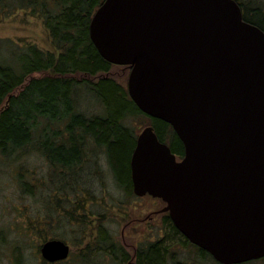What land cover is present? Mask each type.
<instances>
[{"label":"water","instance_id":"1","mask_svg":"<svg viewBox=\"0 0 264 264\" xmlns=\"http://www.w3.org/2000/svg\"><path fill=\"white\" fill-rule=\"evenodd\" d=\"M90 37L145 115L172 126L178 161L153 126L131 157L133 192L162 199L178 228L222 264L264 258V31L235 0H104ZM71 247L49 240V263Z\"/></svg>","mask_w":264,"mask_h":264},{"label":"trees","instance_id":"2","mask_svg":"<svg viewBox=\"0 0 264 264\" xmlns=\"http://www.w3.org/2000/svg\"><path fill=\"white\" fill-rule=\"evenodd\" d=\"M235 1L243 10L244 20L264 31V0ZM103 2L0 0V22L21 11L37 17L48 30L53 47L52 51H44L33 43L13 46L12 40L0 41V154L6 160L38 155L49 169L50 178L44 186L55 189L58 211L71 213L70 193L87 191L92 183L87 178L96 177L93 172L95 175L86 178L88 167L98 163L103 154L113 169L115 183L128 199H133L130 163L138 119H149L159 140L169 144L172 153L185 154L184 145L171 126L144 115L129 97L127 87L108 75L114 65L100 55L89 30L92 17ZM35 74L42 77H34L25 85ZM80 76L84 81L76 80ZM91 100L97 104L92 107L100 108L97 114L84 110ZM22 182L27 186L25 178ZM44 186L38 183L34 190ZM62 192L68 200L66 206L60 200ZM50 197L53 201L54 197ZM85 202L84 196L83 208ZM35 232L45 237L47 234L38 228ZM106 236L104 232L96 247L100 253L108 254L113 244L112 254L121 264L122 247L117 242L110 243ZM170 236L171 240L177 238L175 234ZM168 241L146 249L140 264H164L166 247L171 243ZM72 259V264H89L85 260L91 258L78 254Z\"/></svg>","mask_w":264,"mask_h":264},{"label":"rangeland","instance_id":"3","mask_svg":"<svg viewBox=\"0 0 264 264\" xmlns=\"http://www.w3.org/2000/svg\"><path fill=\"white\" fill-rule=\"evenodd\" d=\"M5 40H12L11 45L13 46L33 43L44 51L53 50L49 32L43 21L23 11L0 22V41ZM129 73L130 70L125 66H113L108 75L127 86ZM34 77H42V75H32L27 79L25 85ZM76 80L84 81V77L80 76ZM86 80L92 81L90 78H86ZM20 92L21 89L16 95ZM88 97L90 96L88 95ZM90 104L87 103L84 110L88 113L97 114L100 108L92 107V105H97L94 101ZM148 125H151L149 119H138L135 124L137 133L139 134ZM2 157L0 154V264H43L37 248L47 239L46 237H63V240L71 245L74 255L85 254L88 258H93L94 261L91 264L94 262H96L95 264H111L108 254L100 253L98 247L94 249L85 247L89 238L92 239V237H89L87 241L85 239L83 243L78 242L77 230H81L85 223L83 226L80 223L72 224L61 216V212L55 208L59 204L57 196L55 197L53 194L55 189H47L48 186H44V188H39L40 190L37 192L35 190V194L34 188H29L22 182V178L26 177L27 179L30 176L26 171L27 168L36 171V180L47 174V165L39 156L22 157L21 160L17 157L6 160L5 157ZM18 168H22V171L25 172L24 177L15 171ZM112 170L104 154L100 156L98 163L90 165L86 172V178L92 177L94 173L96 177L87 178L89 182H92L87 188V195L89 197L94 194L95 196L89 198L94 197V201L98 200V207L103 206V212L108 213V220L105 219V222L113 227L117 243L120 245L121 239H123V229L132 244H136L138 240H143L144 236L147 239L155 235L154 230L149 228L148 223L144 221L153 209V199L149 197L128 199L126 193L115 183ZM50 195L54 197L53 201L49 197ZM38 220L45 222H37ZM140 225L143 227V229L141 228L142 231L138 230ZM91 227L95 226H90L89 229ZM35 228L40 231L46 228L48 231L46 237L37 234L34 231ZM82 235L87 237L85 234ZM131 250L129 249L130 256L133 255V250ZM185 251L184 248L179 250L180 255L183 256ZM195 253L193 251V255L190 254L193 264H217L209 259L201 262ZM248 264H264V260Z\"/></svg>","mask_w":264,"mask_h":264},{"label":"flooded vegetation","instance_id":"4","mask_svg":"<svg viewBox=\"0 0 264 264\" xmlns=\"http://www.w3.org/2000/svg\"><path fill=\"white\" fill-rule=\"evenodd\" d=\"M177 156H178L179 160H182L184 158V156H181V155H177ZM15 171L18 172L22 177H24L25 172L22 171V168H18ZM26 171H28V174H30V176L27 179L25 177L27 187L34 188V186H37V184L39 182H43L41 184H42V186H44L50 178L49 169L47 170V174L44 175L43 178L37 179V180H36V175H35L36 171H32L31 169H28V168L26 169ZM42 188H44V187H42ZM34 193H35V190H34ZM87 194H88V191H85V192L79 191L77 193H74V192L70 193L71 196H70V199L68 201V200H66L65 192H62V194H61L62 197L61 198L59 197V198H60L61 202L63 203V205L66 206L67 201L72 202L73 208H72L71 213L65 212V210L59 211V212H61V216H63V218L66 221H68L69 223H72V224L80 223L81 226L83 223L82 220H84L85 228L83 226L81 228V230H77V232H78L77 234L79 235L78 242H82V243L84 242L85 239L87 241L89 237H92V239L89 238V240L87 242V246H85V247H96V246H98L97 242L99 241L100 237H102V234L104 232L107 235L106 239L107 240L109 239L110 243L117 242L116 238H115L113 227L110 224H108L107 222H105V219L108 220V216H107L108 213L107 212L104 213L103 208L101 209L98 207V200L94 201V197H91V201L89 202V200H90L89 197L95 196L94 194H91L89 197ZM84 196L86 197V202H85L86 205L83 208V205H84L83 204V197ZM149 198H151V197H149ZM152 199H153L152 200L153 209L151 210V212L148 213V216L144 221H146L148 223L149 228H152V230H154L155 235L150 236L147 239H145V236H144L143 240H138V241H136L137 242L136 244H132L129 242L128 238L126 237L124 229H123V232H122L123 239H121V242H120V245L122 247L121 250L123 252V254L121 255V257H122L121 258V262H122L121 264H140V259H141V257L144 256L146 249H149L152 246H154L158 243H161L162 241L164 242V241H166V239L169 240L171 243L168 244L166 247V256H165V263L164 264H193V261H192L193 251L196 252L195 254H197L199 256V261H201V262L203 260H208V259L211 262H212V260L215 261L209 253H207L206 251L202 250L199 247H196L178 230V228L175 226V224H174V222L170 216V213L165 211L166 210V203L163 200L158 199V198H152ZM96 207H97V209H96ZM145 208L147 210V207H145ZM83 215H85L84 218H83ZM40 221H44V220H38L37 222H40ZM93 225L95 227H91L89 229V227L93 226ZM141 228L143 229L142 225H140L138 230H141ZM175 230L178 233H175ZM34 231H35V229H34ZM42 231H43V233L48 232L46 228L43 229ZM81 232L83 234H85L87 237L85 238V236H83ZM140 233L141 232L139 231V234ZM170 234L171 235L175 234L177 238L174 240H171L170 238L172 236H170ZM42 236H44V235H42ZM49 240L65 241V240H63L61 238H57V237H55V238L54 237L53 238L47 237V239L44 240L42 242V244L39 246L38 252H39V255L41 257V261L45 262L46 264H72V262L74 261L72 259L74 256L73 252H72V248H71V253H70L69 257L66 260L58 261L55 263H49V262H46L45 260H43L42 255H41V247L44 245V243H46ZM0 246H1V244H0ZM111 246H113V247L111 248L109 246V248H108V252H109L108 253V259H110L111 264H118L119 259H116L115 256L112 254L114 252V245L112 244ZM70 247H71V245H70ZM183 248L186 251H185L184 255L181 256L179 253V250H183ZM129 249L133 250L132 256H130V254H129L130 253ZM191 253H192V255H190ZM262 260H264V259H262ZM85 261L89 262V264H91V262H93L94 260L86 259ZM215 262L217 264H220L217 261H215ZM95 263L96 262H94L93 264H95Z\"/></svg>","mask_w":264,"mask_h":264}]
</instances>
